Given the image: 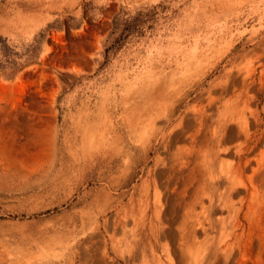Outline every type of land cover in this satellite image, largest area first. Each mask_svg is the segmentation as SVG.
Returning <instances> with one entry per match:
<instances>
[{
	"label": "rangeland",
	"instance_id": "obj_1",
	"mask_svg": "<svg viewBox=\"0 0 264 264\" xmlns=\"http://www.w3.org/2000/svg\"><path fill=\"white\" fill-rule=\"evenodd\" d=\"M0 264H264V0H0Z\"/></svg>",
	"mask_w": 264,
	"mask_h": 264
}]
</instances>
